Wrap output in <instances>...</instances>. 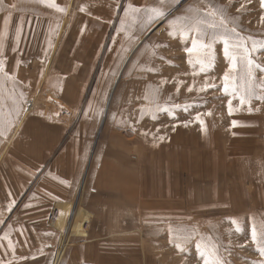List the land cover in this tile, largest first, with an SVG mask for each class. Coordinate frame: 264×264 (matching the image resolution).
I'll use <instances>...</instances> for the list:
<instances>
[{"label": "rangeland", "instance_id": "obj_1", "mask_svg": "<svg viewBox=\"0 0 264 264\" xmlns=\"http://www.w3.org/2000/svg\"><path fill=\"white\" fill-rule=\"evenodd\" d=\"M50 2L56 7L48 0L0 3V59L8 73H0V120L6 128L0 156L20 117L30 111L63 122L66 137L83 143L80 174L88 169L86 177L80 175L85 178L80 196L76 182L74 196L61 202L77 203L83 221L89 220L87 234L67 232L68 223L79 219L77 211L66 219L62 235L48 215L56 245L60 242L54 260L69 241L65 258L70 248H85L88 264H203L196 246L202 241L221 264L264 261L251 238L253 223L258 232L264 230V101L253 100L251 112L245 105L230 115L220 91L200 92L206 78L221 84L228 69L222 43L201 25L204 40L213 45L215 67L193 76L198 66L188 63L184 51L190 42L179 35L181 25L190 28L207 19L203 13L223 9L229 27L262 42L255 58L264 64L260 0ZM129 4L160 8L166 15L148 24L149 13H128ZM170 26L175 38L168 34ZM238 106L233 100V108ZM107 156L116 171H106L109 178L101 175ZM100 187L119 188L123 203L117 205L114 194ZM232 220L243 231L237 232Z\"/></svg>", "mask_w": 264, "mask_h": 264}, {"label": "crops", "instance_id": "obj_2", "mask_svg": "<svg viewBox=\"0 0 264 264\" xmlns=\"http://www.w3.org/2000/svg\"><path fill=\"white\" fill-rule=\"evenodd\" d=\"M65 130L61 121L26 112L12 133L6 153L0 156V264H88L85 248H70L65 258L69 237L62 244L64 253L61 251L54 260L55 246L60 242L56 245L55 230L47 225L50 215L51 223L62 235L66 219L71 221L76 211L79 219L73 225L68 223V234L86 235L85 226L89 224V220L83 221L76 202L75 205L61 202L74 196L77 183L80 182L79 189L85 180L80 175L86 177L88 169L80 174L83 143L68 139ZM109 157H105L101 172L105 178H109L106 177L109 169L116 172ZM100 188L109 190L110 197L114 194L117 205L123 203L119 188ZM131 198L129 190L125 199L129 203ZM9 241L14 251L8 246Z\"/></svg>", "mask_w": 264, "mask_h": 264}, {"label": "snow or ice", "instance_id": "obj_3", "mask_svg": "<svg viewBox=\"0 0 264 264\" xmlns=\"http://www.w3.org/2000/svg\"><path fill=\"white\" fill-rule=\"evenodd\" d=\"M2 3V0H0ZM261 7L264 8V0H260ZM49 7H56L55 4L51 3L48 0ZM12 8H16V4L12 5ZM62 11L63 9H57ZM194 9L189 8V11H193ZM126 11L133 15L140 13L142 11H147L149 13L148 16V24H151L154 20L162 18L166 15L164 11L160 8H150L145 9L142 7H136L133 4H129ZM207 19H199L195 22L192 27H188L187 25H181L179 29V35L182 39H184L185 44L187 45L190 42V46H186L184 48L185 53L188 55L189 60L188 63L196 68L198 66V72L194 71L193 76L198 75L200 72L207 73L212 68L215 67V58L213 56V45L204 40L206 36V32L201 28V25L206 26L207 29L212 30L214 38L218 39L222 43V53L226 61H228V69L224 72L221 77V84H216L215 82L210 83L208 79H205L204 86L199 89L200 92H206L208 89L218 90L222 93L224 97L228 98L227 106L229 114L231 115L234 111H238L243 106H248V111L251 112V104L253 100L264 101V75H261L259 79L257 78V70L261 73H264V64L258 62L255 58L258 53V45L262 42L257 41L251 37L243 36L238 30L236 26L229 27V24L232 21L229 17L224 15L223 9H215L203 13ZM186 19V17L184 18ZM9 23V18H5L4 24L7 26ZM124 21H121V24L124 25ZM217 29H219V33H217ZM123 30V29H121ZM175 29L170 26L168 29V34L174 37ZM83 32V29H81ZM185 32H188L190 35L186 36ZM20 39V28H17L16 32V40L17 43ZM15 50V49H13ZM3 51V43L2 39H0V52ZM195 55L196 59L193 61L191 57ZM19 63V62H17ZM5 61L0 59V73H3L5 77L8 76V73L4 72ZM179 91V88H177ZM188 91H192V88L189 87ZM21 98H23V94L21 93ZM147 98V97H145ZM233 100L239 101V106L234 109L233 108ZM2 106L3 99L0 97V115H2ZM190 106H185L184 111H188ZM163 111L167 112L170 109L165 108ZM18 115V110L16 112ZM211 113H207L206 115H210ZM11 115V112L9 113ZM175 119V116L172 117ZM195 120L198 121L202 127L204 128V120L200 113H197ZM233 126H237L240 122L233 121ZM187 127V123L184 125ZM6 128L3 126L2 120H0V137L5 135ZM163 139V137H160ZM11 210V209H9ZM231 223L236 225V231L240 232L243 229L238 225V222L232 220ZM7 238V233H5V237ZM251 238L253 242L257 245L256 251L260 253L261 256H264V230L258 232L257 226L253 223L251 227ZM176 236L170 230V242H174ZM8 246L10 248L14 247L9 241ZM178 250L183 251L181 245H176ZM198 254L203 259V264H221L219 259H213L214 249L210 251L209 247L201 241L197 245ZM260 264H264V261H261Z\"/></svg>", "mask_w": 264, "mask_h": 264}, {"label": "bare ground", "instance_id": "obj_4", "mask_svg": "<svg viewBox=\"0 0 264 264\" xmlns=\"http://www.w3.org/2000/svg\"><path fill=\"white\" fill-rule=\"evenodd\" d=\"M152 32V31H151ZM127 192V191H126Z\"/></svg>", "mask_w": 264, "mask_h": 264}]
</instances>
